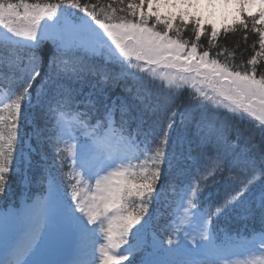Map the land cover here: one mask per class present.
Wrapping results in <instances>:
<instances>
[{
	"label": "snow or ice",
	"instance_id": "6c2138e0",
	"mask_svg": "<svg viewBox=\"0 0 264 264\" xmlns=\"http://www.w3.org/2000/svg\"><path fill=\"white\" fill-rule=\"evenodd\" d=\"M0 264H264V0H0Z\"/></svg>",
	"mask_w": 264,
	"mask_h": 264
},
{
	"label": "trees",
	"instance_id": "16d2710c",
	"mask_svg": "<svg viewBox=\"0 0 264 264\" xmlns=\"http://www.w3.org/2000/svg\"><path fill=\"white\" fill-rule=\"evenodd\" d=\"M257 9L255 6H253L250 11L255 12ZM231 9L229 10H223V9H218L217 13L215 16L212 17L213 22L219 27L221 24L229 22L230 21V14H231ZM219 14V16L217 15ZM219 17V18H218ZM221 18V19H220ZM218 19V20H217ZM219 21V22H216ZM221 43L226 44L227 46L231 47L233 44H235V42L237 40L240 41L241 47L243 48V40H242V36L240 33H237L236 35H232V34H228L227 37L225 38V36H221L220 38ZM203 43L206 44V41H202ZM252 43V34H250V39L248 40V44L250 45ZM250 49L248 50V52L245 53L244 55V59L246 60L248 58V55L250 54ZM240 60V55L239 52L237 53V63H239ZM186 95V93H185ZM181 99H183V96L181 97ZM17 177H12V182H13V188L14 190L18 191L19 188L17 187ZM241 221H233L231 223H228L224 226L226 227H230L232 226V229H238L242 226Z\"/></svg>",
	"mask_w": 264,
	"mask_h": 264
},
{
	"label": "rangeland",
	"instance_id": "374dc122",
	"mask_svg": "<svg viewBox=\"0 0 264 264\" xmlns=\"http://www.w3.org/2000/svg\"><path fill=\"white\" fill-rule=\"evenodd\" d=\"M219 16V14H217ZM219 18V17H218ZM221 19V18H220ZM218 20V19H217ZM216 22H219V21H216Z\"/></svg>",
	"mask_w": 264,
	"mask_h": 264
}]
</instances>
